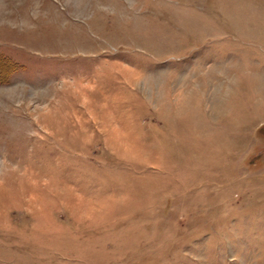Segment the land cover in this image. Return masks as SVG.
Returning a JSON list of instances; mask_svg holds the SVG:
<instances>
[{
    "label": "rangeland",
    "instance_id": "374dc122",
    "mask_svg": "<svg viewBox=\"0 0 264 264\" xmlns=\"http://www.w3.org/2000/svg\"><path fill=\"white\" fill-rule=\"evenodd\" d=\"M0 264H264V0H0Z\"/></svg>",
    "mask_w": 264,
    "mask_h": 264
}]
</instances>
